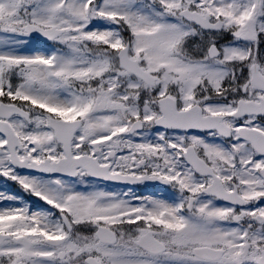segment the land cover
<instances>
[{"label": "snow or ice", "instance_id": "6c2138e0", "mask_svg": "<svg viewBox=\"0 0 264 264\" xmlns=\"http://www.w3.org/2000/svg\"><path fill=\"white\" fill-rule=\"evenodd\" d=\"M0 176V264H264V0H0Z\"/></svg>", "mask_w": 264, "mask_h": 264}, {"label": "rangeland", "instance_id": "374dc122", "mask_svg": "<svg viewBox=\"0 0 264 264\" xmlns=\"http://www.w3.org/2000/svg\"><path fill=\"white\" fill-rule=\"evenodd\" d=\"M132 194V193H131ZM141 194H143V193H141ZM146 194V193H145ZM148 194V193H147ZM150 195V194H149Z\"/></svg>", "mask_w": 264, "mask_h": 264}]
</instances>
